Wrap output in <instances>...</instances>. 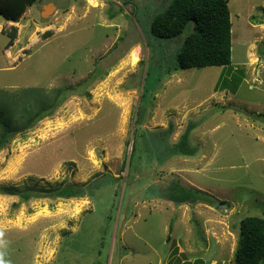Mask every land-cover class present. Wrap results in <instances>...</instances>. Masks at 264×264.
Wrapping results in <instances>:
<instances>
[{
    "label": "rangeland",
    "instance_id": "1",
    "mask_svg": "<svg viewBox=\"0 0 264 264\" xmlns=\"http://www.w3.org/2000/svg\"><path fill=\"white\" fill-rule=\"evenodd\" d=\"M228 5L231 68L174 70L185 36H147L152 2L37 0L0 17V104L19 129L0 150V264L234 262L241 221L264 217V0ZM196 124L198 154L161 162L154 148ZM173 182L215 204L176 206ZM72 187L85 196L57 197Z\"/></svg>",
    "mask_w": 264,
    "mask_h": 264
},
{
    "label": "trees",
    "instance_id": "2",
    "mask_svg": "<svg viewBox=\"0 0 264 264\" xmlns=\"http://www.w3.org/2000/svg\"><path fill=\"white\" fill-rule=\"evenodd\" d=\"M130 1L132 0H126V3ZM36 2L37 0H0V17L6 21L15 22ZM148 2L161 5L155 0ZM228 4L229 0H171L159 12H153L151 21L147 18L149 14L144 16L142 20L144 31L150 39L168 42L178 41L180 37L185 36L184 40L178 43V47L182 45L176 54L174 70L210 67L231 68L232 23ZM145 5L146 2L143 8ZM17 32V28H12L11 33H9V46L16 40ZM10 104L7 101L0 104V150L4 149L19 132L14 124L12 113L7 109ZM47 110L46 107H43L39 115L36 113L35 117L28 118L23 130L31 129L39 121L46 118L49 115ZM42 112L45 113L42 114ZM196 126L197 124L195 126L189 125L178 144L165 147L166 154H162L158 147L154 148L159 160L165 162L169 157L196 156L199 152L198 147H193L189 140L191 132ZM172 132L173 127L170 126L168 131L157 135V137H160L164 144ZM132 150L133 152L136 150L135 142ZM1 193L16 195L13 189ZM57 194V197L64 199L82 198L86 191L72 187L60 190ZM164 196L176 206L197 201L214 203L206 194L187 188L179 182H173ZM30 198L31 196L28 194L22 195L23 201ZM234 261L236 264L264 263V217L250 216L241 221L239 246L235 252Z\"/></svg>",
    "mask_w": 264,
    "mask_h": 264
},
{
    "label": "water",
    "instance_id": "3",
    "mask_svg": "<svg viewBox=\"0 0 264 264\" xmlns=\"http://www.w3.org/2000/svg\"><path fill=\"white\" fill-rule=\"evenodd\" d=\"M116 2L120 3L122 0H115ZM134 3H136L138 6L140 7H143L144 6V3L145 2H148V1H152V0H132ZM157 2H159L161 5L165 6L166 4H168L171 0H155ZM57 11V7L53 4V3H50L49 5H47L46 7H44V16L45 17H49L51 15L54 14V12ZM20 20H16L15 22H19ZM131 147H133V144L131 145ZM221 207H224V208H227L226 205H214V208H221ZM232 264H236V261H234Z\"/></svg>",
    "mask_w": 264,
    "mask_h": 264
}]
</instances>
